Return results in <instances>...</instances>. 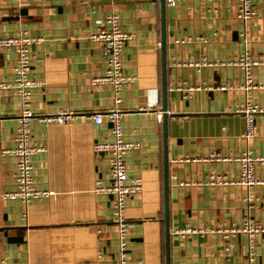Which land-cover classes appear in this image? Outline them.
I'll use <instances>...</instances> for the list:
<instances>
[{
  "label": "crops",
  "instance_id": "crops-1",
  "mask_svg": "<svg viewBox=\"0 0 264 264\" xmlns=\"http://www.w3.org/2000/svg\"><path fill=\"white\" fill-rule=\"evenodd\" d=\"M253 6L256 16L245 25L238 0L167 6L170 264H245L250 246L251 264H264V161L255 168L262 183L247 188L229 184L239 179L238 163L205 159L247 151L264 158V66L253 72L259 88L247 93L235 64L245 48L264 61V0ZM112 14L133 36L122 59L136 81L123 90L119 108L127 138L141 143L126 157L130 176L143 180L125 213L130 258L166 264L160 0H0V39L24 29L42 39L34 47L31 76L42 86L32 110L75 115L66 125L33 121V141L47 149L34 158L35 184L53 194L25 206L4 197L15 190L16 162L6 152L15 148L22 105L12 90L0 89V264H97L100 253L106 264L117 260L114 199L97 191L112 184L108 156L95 151L111 140L112 126L89 117L115 103L111 85L93 83L106 64L102 44L90 38ZM16 60L14 49L0 48V84L13 79ZM247 101L262 109L249 140L246 117L236 112ZM246 223L262 231L232 233Z\"/></svg>",
  "mask_w": 264,
  "mask_h": 264
},
{
  "label": "built area",
  "instance_id": "built-area-1",
  "mask_svg": "<svg viewBox=\"0 0 264 264\" xmlns=\"http://www.w3.org/2000/svg\"><path fill=\"white\" fill-rule=\"evenodd\" d=\"M175 0H167V6H171ZM213 1V0H209ZM239 18L244 25L256 16V10L253 6L254 0H238ZM95 42H100L103 46L104 59L106 64L105 75L95 78L93 83L109 84L113 87L115 93L114 107L107 113H95L89 116L97 125H101L105 120L111 124V140L98 142L95 144V151L106 153L108 156V166L112 184L108 187H100L98 192L111 195L114 199V222L118 239V257L114 264H144L143 260L132 261L130 258L129 232L131 225L126 218V209L128 201L131 198L139 196L143 191V180L138 177L130 176L126 165L127 155L135 150L141 149V143L127 138L123 128L122 113L119 108L122 103V92L130 84L136 81V76L125 72V66L122 59V53L126 45L132 40L133 36L124 31L117 15L112 14L105 20V24L99 31L90 37ZM244 45L248 43L247 34H242ZM42 39L34 37L29 30H22L17 35L0 39V48L14 49L17 55L16 63L13 67V79L9 82H2L0 89L2 91L12 90L20 99L22 110L18 117V129L15 138V148L6 153L15 158V190L4 194L5 198L19 200L25 206L33 201L47 198L53 193L47 190H40L36 187L34 179V158L41 153L46 152L44 144H37L32 138V123L38 120L46 124L66 125L75 118L73 113L59 112L52 115L37 114L31 108V98L35 89L42 85L33 80L32 68L37 61V55L34 47L41 43ZM244 75L243 89L250 93L259 88L254 82V69L264 66V61L254 58L249 50L245 48L243 54L237 62ZM262 111L257 105L247 101L241 108L236 109L237 113H242L246 117V132L244 138L249 140L256 135V116ZM159 121L162 120V114L158 115ZM206 160L236 162L239 164L240 175L236 182H230L231 185H241L247 188H253L261 184L255 175L256 163L264 161V158H255L251 151L244 152L241 156L234 158L221 157L217 154H211ZM199 160V159H195ZM185 161H191L187 158ZM176 180V178L174 177ZM227 183L217 181L212 178L211 183ZM182 185H186L183 184ZM192 230H184L182 234L190 233ZM262 231L259 226H252L246 223L243 228H238L232 233L245 232L251 237ZM256 253L254 246H250V251L245 264H251L255 260ZM103 253L98 256L97 264H106ZM2 264H9L3 261Z\"/></svg>",
  "mask_w": 264,
  "mask_h": 264
},
{
  "label": "water",
  "instance_id": "water-1",
  "mask_svg": "<svg viewBox=\"0 0 264 264\" xmlns=\"http://www.w3.org/2000/svg\"><path fill=\"white\" fill-rule=\"evenodd\" d=\"M161 8V72H162V112H163V131H164V223H165V256L166 264H170V176L169 160L167 155V99H168V62H167V4L166 0H160Z\"/></svg>",
  "mask_w": 264,
  "mask_h": 264
}]
</instances>
